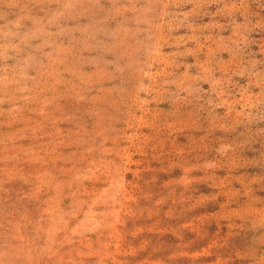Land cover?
<instances>
[{"label":"rangeland","instance_id":"obj_1","mask_svg":"<svg viewBox=\"0 0 264 264\" xmlns=\"http://www.w3.org/2000/svg\"><path fill=\"white\" fill-rule=\"evenodd\" d=\"M0 264H264V0H0Z\"/></svg>","mask_w":264,"mask_h":264}]
</instances>
